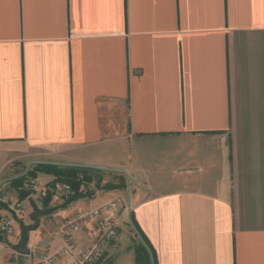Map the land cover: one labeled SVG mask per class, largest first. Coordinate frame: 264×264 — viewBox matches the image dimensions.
<instances>
[{"label": "crops", "instance_id": "0c3cea01", "mask_svg": "<svg viewBox=\"0 0 264 264\" xmlns=\"http://www.w3.org/2000/svg\"><path fill=\"white\" fill-rule=\"evenodd\" d=\"M38 163L109 171L67 207L39 174L12 216L45 213L29 254L0 242V264H43L64 219L115 198L105 264H135L131 215L156 264H264V0H0V195L22 205L10 182Z\"/></svg>", "mask_w": 264, "mask_h": 264}, {"label": "built area", "instance_id": "2783aa9c", "mask_svg": "<svg viewBox=\"0 0 264 264\" xmlns=\"http://www.w3.org/2000/svg\"><path fill=\"white\" fill-rule=\"evenodd\" d=\"M33 201L40 199L35 190L34 181L28 183ZM72 191L63 187L61 196L64 200L72 195ZM0 203L14 216H21L23 208L19 202L13 200L10 195L0 196ZM128 211L122 198H115L90 210H77L70 218L60 223L59 232H62L61 244L53 252L46 250L41 258L43 264H54L58 260L67 259L66 264H105L110 248L115 245L121 236L125 225L123 215ZM96 224L98 234L96 238L86 244L79 243L74 237L81 233V227L86 224ZM13 220L8 216L0 217V239H6L13 235Z\"/></svg>", "mask_w": 264, "mask_h": 264}, {"label": "trees", "instance_id": "16d2710c", "mask_svg": "<svg viewBox=\"0 0 264 264\" xmlns=\"http://www.w3.org/2000/svg\"><path fill=\"white\" fill-rule=\"evenodd\" d=\"M90 173L89 170L83 169V168H72V167H63V166H51L49 164L45 165H33L30 167V170L26 172L25 175L16 177L11 180L10 185L13 186V188L16 190L18 194V199L23 200L26 199L31 193L25 192L23 187V183H25L26 178L30 177L32 179H36L38 174H44L49 175L53 177V180L47 184V192L43 197V201L46 199L51 198V193L56 189L57 186L62 185L63 187L67 188L68 190H71L74 192V194L69 199H66L65 201V207H67L68 204L73 202L75 199L80 198L83 196V192L80 190L81 182L78 179L79 174H87ZM86 180L90 181L91 178H85ZM124 182L119 184L118 187H113L112 185H106V190H113L116 188H123ZM61 196V195H60ZM62 197V196H61ZM47 201V200H46ZM4 206V205H3ZM5 208V207H4ZM52 211V210H51ZM45 214L44 212L36 211L34 214L37 218L41 215ZM131 223L136 228V230L139 232V235L143 239V243L138 241L136 238H134V241H136L135 245L132 246L134 258H135V264H156L154 259V253L151 249L149 243L146 241L144 236L141 234L137 226L133 222L132 215L130 216ZM136 239V240H135ZM0 242L5 243L4 239H0Z\"/></svg>", "mask_w": 264, "mask_h": 264}, {"label": "water", "instance_id": "95a60500", "mask_svg": "<svg viewBox=\"0 0 264 264\" xmlns=\"http://www.w3.org/2000/svg\"><path fill=\"white\" fill-rule=\"evenodd\" d=\"M39 164V163H38ZM67 167H75V168H83V169H95V170H100V171H109L107 169L99 168V167H89V166H81V165H67ZM129 225L132 230H134L136 237L138 240L143 243V239L131 223L129 219ZM39 226V219L36 216L31 217V224H25L23 222H20L19 224V230H20V235H19V242L16 244H8L9 248L16 252L19 255L26 256L29 254V250L27 249V242H28V234L31 231H34L38 228Z\"/></svg>", "mask_w": 264, "mask_h": 264}, {"label": "rangeland", "instance_id": "374dc122", "mask_svg": "<svg viewBox=\"0 0 264 264\" xmlns=\"http://www.w3.org/2000/svg\"><path fill=\"white\" fill-rule=\"evenodd\" d=\"M40 165H45V164H40ZM33 166V165H32ZM32 166H29V167H23V169H21V171H18V175L17 174H14V175H17L18 177L19 176H22V175H25L26 174V172L28 171V170H30V167H32ZM54 166V165H53ZM63 167H65V166H63ZM67 167V166H66ZM73 168V167H72ZM75 168V167H74ZM39 175V174H38ZM37 175V176H38ZM95 177H92V182L91 181H88L90 184L88 185V187H97L96 185H95V182H96V179H94ZM41 179H43V178H41L40 177V180ZM78 179L80 180V181H82V180H84V176H83V174H79L78 175ZM39 180V181H40ZM31 181H34V184L36 185V180L35 179H32V178H30V177H28V178H26V180H25V183H23V185L21 186V187H23V189H24V191L25 192H29L30 193V191H28V190H26V188L27 187H30L29 185H28V183L29 182H31ZM99 187V186H98ZM60 188L62 189L63 188V186H57L56 187V193L57 194H59L60 192ZM99 188H101L102 190H106V187H99ZM125 188H127V187H125ZM131 189H132V187H131ZM121 193V195L122 196H124L125 194H127V191L125 192V191H121L120 192ZM5 195H7L6 193H5ZM5 195H0V196H5ZM32 199V198H31ZM14 200V199H13ZM20 204V206L23 208V214L25 215V213H26V211H25V205L23 204V200H22V205H21V203H19ZM22 214V215H23ZM9 218H11L12 220H13V230L15 231H17L18 229H19V224H20V222H22V221H19L18 220V218H14V217H12V215H8V214H6ZM24 223V222H23ZM128 229H127V227H125V228H123V230H121L122 231V236L123 237H125V238H127V233H128V231H127ZM35 231V230H34ZM29 233H33V231H31V232H29ZM11 238V237H10ZM9 238H6V240H5V243L6 244H10V243H8V240ZM136 240V239H135ZM138 240V239H137ZM131 257H132V254H131ZM123 264H127V262H125V261H123Z\"/></svg>", "mask_w": 264, "mask_h": 264}]
</instances>
